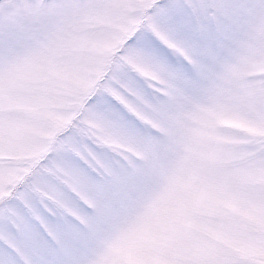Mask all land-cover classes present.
Listing matches in <instances>:
<instances>
[{"label":"snow or ice","instance_id":"6c2138e0","mask_svg":"<svg viewBox=\"0 0 264 264\" xmlns=\"http://www.w3.org/2000/svg\"><path fill=\"white\" fill-rule=\"evenodd\" d=\"M0 264H264V0H0Z\"/></svg>","mask_w":264,"mask_h":264}]
</instances>
